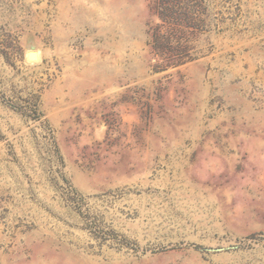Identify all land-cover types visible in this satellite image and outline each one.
Wrapping results in <instances>:
<instances>
[{
  "label": "rangeland",
  "instance_id": "rangeland-1",
  "mask_svg": "<svg viewBox=\"0 0 264 264\" xmlns=\"http://www.w3.org/2000/svg\"><path fill=\"white\" fill-rule=\"evenodd\" d=\"M0 264H264V0H0Z\"/></svg>",
  "mask_w": 264,
  "mask_h": 264
},
{
  "label": "water",
  "instance_id": "water-1",
  "mask_svg": "<svg viewBox=\"0 0 264 264\" xmlns=\"http://www.w3.org/2000/svg\"><path fill=\"white\" fill-rule=\"evenodd\" d=\"M34 54H35L34 51H30V52L27 53V57H28L29 59H31V58H33V55H34Z\"/></svg>",
  "mask_w": 264,
  "mask_h": 264
},
{
  "label": "bare ground",
  "instance_id": "bare-ground-1",
  "mask_svg": "<svg viewBox=\"0 0 264 264\" xmlns=\"http://www.w3.org/2000/svg\"><path fill=\"white\" fill-rule=\"evenodd\" d=\"M33 58L36 59V60L38 59V56H37L36 53L33 55Z\"/></svg>",
  "mask_w": 264,
  "mask_h": 264
}]
</instances>
